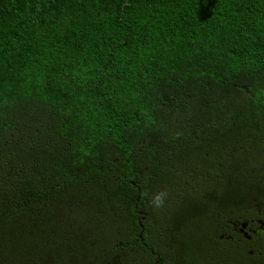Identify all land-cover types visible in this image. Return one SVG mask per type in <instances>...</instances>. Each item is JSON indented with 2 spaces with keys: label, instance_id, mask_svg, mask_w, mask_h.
Listing matches in <instances>:
<instances>
[{
  "label": "trees",
  "instance_id": "trees-1",
  "mask_svg": "<svg viewBox=\"0 0 264 264\" xmlns=\"http://www.w3.org/2000/svg\"><path fill=\"white\" fill-rule=\"evenodd\" d=\"M244 224L264 0H0V264H264Z\"/></svg>",
  "mask_w": 264,
  "mask_h": 264
},
{
  "label": "flooded vegetation",
  "instance_id": "flooded-vegetation-1",
  "mask_svg": "<svg viewBox=\"0 0 264 264\" xmlns=\"http://www.w3.org/2000/svg\"><path fill=\"white\" fill-rule=\"evenodd\" d=\"M261 224H262V223H261ZM242 227H243V229L240 230L241 233L244 232L245 229H250V232L253 233L255 236H257V235H258V232H257V231L260 230V229H262V228L264 227V225H262V226H260V227H256L254 224H252V228H249V225H248V224H244V225H242ZM235 228H236V229H239V228H237L236 226H235ZM236 229H235V231H236Z\"/></svg>",
  "mask_w": 264,
  "mask_h": 264
},
{
  "label": "clouds",
  "instance_id": "clouds-1",
  "mask_svg": "<svg viewBox=\"0 0 264 264\" xmlns=\"http://www.w3.org/2000/svg\"><path fill=\"white\" fill-rule=\"evenodd\" d=\"M156 195H157V197H159V195H160V194H159V193H157Z\"/></svg>",
  "mask_w": 264,
  "mask_h": 264
}]
</instances>
